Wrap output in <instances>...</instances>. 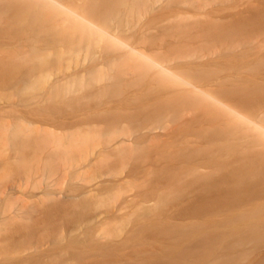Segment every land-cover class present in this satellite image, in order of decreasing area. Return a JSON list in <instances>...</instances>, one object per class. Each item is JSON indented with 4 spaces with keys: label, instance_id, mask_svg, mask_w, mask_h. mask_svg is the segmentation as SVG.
Here are the masks:
<instances>
[{
    "label": "bare ground",
    "instance_id": "obj_1",
    "mask_svg": "<svg viewBox=\"0 0 264 264\" xmlns=\"http://www.w3.org/2000/svg\"><path fill=\"white\" fill-rule=\"evenodd\" d=\"M239 2L246 6L234 16L224 13ZM210 5L219 8L204 12ZM3 23L12 33L0 36V45L11 39L24 50L1 59L9 58L14 75L18 69V77H36L25 89L54 88L66 95L85 89L84 78L91 80L90 112L74 122L69 148L61 151L69 165L61 173L73 172L76 180L73 192L41 213L43 224L54 231L51 237H64L58 225L73 232L83 223L86 237H121L130 224L139 231L142 220H157L161 214L155 207L168 201L179 209L168 221L189 223L162 227L165 223L154 219L144 238L215 234L244 242L249 237L259 254L250 264H264V0H0ZM152 29L157 34L148 36ZM113 86L120 99L105 97ZM114 109L123 110V119L114 123L108 115L104 128L101 116ZM11 127L5 122L2 136ZM14 127L21 138L34 132L22 123ZM39 132L42 143L56 140L52 146L62 147L64 134ZM134 152L142 158L129 165L126 159ZM52 160L43 162L54 177ZM43 180L35 183L41 189L37 194L24 191V179L0 191L5 202L15 199L0 209V226L32 208L23 206L27 200H58L50 191L52 181ZM100 207L114 209L113 222L95 221ZM127 208L132 219L126 226L121 213ZM194 219L203 229L191 234ZM10 229L8 223L0 234ZM22 237L35 233L26 228ZM22 242L12 243L15 248L7 252L10 258L19 256L10 264H30L34 253L43 254L44 244Z\"/></svg>",
    "mask_w": 264,
    "mask_h": 264
},
{
    "label": "rangeland",
    "instance_id": "obj_2",
    "mask_svg": "<svg viewBox=\"0 0 264 264\" xmlns=\"http://www.w3.org/2000/svg\"><path fill=\"white\" fill-rule=\"evenodd\" d=\"M225 4L227 5L231 3L229 2ZM225 4L223 6H225ZM234 4L235 6H232L233 8L230 7L226 9L227 12H225V10L224 13H230L232 15V13L234 14L236 11L241 10L246 6L241 5V2ZM223 6H221V8ZM214 7L219 8V6L210 5L206 7L207 10L204 9V12L211 11L212 9L215 10ZM185 12L189 13L191 12V10L188 8L185 10ZM228 17L231 18L228 14L226 18L227 20H225L224 18L223 19L225 21H228ZM148 18H151V15L144 17L141 21V24H145L148 21ZM224 20L223 22H225ZM5 27H7V25H5L4 23L3 25L0 24V32H2L0 33V36H3L4 34H6V36H11L12 31L10 30L12 29L10 27V29L8 27L7 29H5ZM8 29L9 31H7ZM156 34V29H152L150 31L148 30L147 33L148 36H153ZM8 42L7 44L0 45V52H2L0 53V65H4V68L3 66H0V71L10 69L8 70V72L10 71L9 77L7 76L9 75L8 72H6L7 74L4 73L5 71L0 72V191L14 187L16 183L21 184L22 179H24L28 181V183L24 186V191H29L37 194L41 189H35V183L39 180L44 181L43 178H45L46 181H52V188L50 187V191L57 195V197L55 198L58 200L49 201L46 197H42L41 201L37 199H34L33 202L27 200V202L24 203L23 206L32 208L24 209L23 211L20 210L21 217H14L13 219L9 220V222L5 221L1 223L2 225L0 226V232H2V228L4 226H7L8 223H11L10 230L12 233H10L13 236L9 237L10 233L5 234L4 232L0 234V264H10L17 257H19L13 256V258H10V256H12L13 254L8 255L7 252H9L10 249L15 248L12 243H23L22 241H25V243L44 244V246L41 247V249L44 250L43 254L40 256L34 253L30 264H234V262H236V264H250L251 261L259 256V254L256 256V251H254L257 250V248L255 247L258 246H256L254 240H252L254 242L248 240L250 239L249 237H246L247 239H245L244 242L237 237H215V234L197 237H184L183 235V237H168L171 238L169 239V241H167L168 238L166 237L144 238L145 233L151 230V228H146V225L149 224V222L151 223L152 220H156L155 217L154 219H152V217L150 216L144 221L141 219V222L144 223L140 224V219L137 220L139 223H136L137 225L140 224L143 230H145L146 228V231L141 233L143 234V240H140V225L138 226L139 231L137 230V225L135 227L137 228L136 230L138 231L139 235L135 233V237H131L133 235H131V232L134 233L133 231H135V229H133V225L135 224H130L131 222H129V227L126 224L128 223V221H131L130 219H132L130 216L132 208H127L122 211L123 213H121L122 215L125 214V216H123L121 220H124V223L127 226L126 229H128L126 231L124 228V231L126 233H124V235L122 233L121 237H86L88 225L85 223H83L79 228L74 229L73 232H68L67 228H69V226L66 224H62L61 227L58 225V230H61L64 237H51L54 231L52 227H47L45 224H43L44 218L42 217L41 213L53 203L56 204L61 202L64 197L66 198V195H69L73 192L70 190L72 189V185L76 182V180L72 179V177H74L73 172H70L68 174V177L67 173L64 171L66 173H64L66 175L65 177H68V179H66L68 181H63L64 177L60 176L61 174L64 175L63 173H61L63 172L62 166L66 163V165L69 166L68 162L64 161V158L67 155H65L61 151L62 149H64L65 145L67 146L69 143V137L71 134L70 132L73 130L75 131V129L73 128V126L75 125L74 122H77L78 119L84 118L90 112L87 109L90 108V105L92 103L88 97L90 92L87 86L91 83V80L89 77L84 78L82 80V83L85 89L66 95H62L59 90H55L54 88H51V90H46L43 93L37 92L35 90H27L25 88L31 86L36 77L32 74L22 75V73H20L21 75H19L18 77L16 76L19 74L16 73L18 69H16L14 75V67L10 66V62H8L9 58H4L5 61L1 59L2 55V58L6 56V54H8L7 56H9V54H12L14 50H24L22 46L11 44V39H8ZM6 64L7 68L9 66L10 68L5 69ZM24 66L29 65L26 64ZM1 73H4L6 75L2 76ZM56 79L57 77H52L51 80L53 81L51 82V86L54 84ZM114 89L115 87L111 88L109 90L110 92L105 97L118 98L119 92L117 89ZM9 96H13V99L11 101L6 100V98ZM117 109L119 111L121 110L120 108ZM115 110L116 109L109 111L106 114L104 113L101 116L104 121H106L104 128H106L107 121L110 120V117L114 123L119 122L120 118L121 120L123 119L121 115V112L123 110L121 112ZM108 115H110V117H108ZM106 117L108 118L106 119ZM5 122L11 123L12 127L8 131V133L5 134L6 136H2L3 124ZM19 123H22L26 126L29 125L30 128L34 129V132L28 136L21 138L20 136L15 134L16 127H14ZM172 125H174V122L171 120L170 126ZM69 127H71L70 130L68 129ZM40 130H43L45 132L48 131L54 134H64L65 138H63L62 147L60 145L57 148L52 146L54 145V142L56 140H54L52 145L42 143L41 139L38 136L41 133L39 132ZM160 131L158 130V132ZM54 138L56 139L55 136L49 138V143H51L50 141H53ZM68 148L69 147L67 146V149ZM129 155H131V158L126 159L127 164L130 162L129 165L132 164V162L139 163L140 160H136V162L135 158H142V154H137V156H135V152ZM47 157L53 158V160L51 161L52 163H50L53 166L50 164L48 165H50L52 169H54V171H57V174L54 177L50 176V172V174H48L49 169L47 170V168L45 167L46 164H44L43 162V160H45ZM49 161L50 159L48 160V162ZM65 170L67 171V169ZM101 170L102 169H100V171ZM60 179H62L63 181L62 184H60ZM54 181H57V184L59 185H54ZM138 188L140 189V191H142L143 189L141 187ZM139 189H137V191H139ZM0 197L1 210H4L5 204H15V199H11L5 202V196L2 195ZM166 204H162L157 207L154 206L156 209V213L159 211L158 209H160L161 216L159 218L157 217L158 225L165 223V225L162 226L165 227L168 225V223H170L169 225H172L173 223H177L179 225H187L186 223H189L179 220L176 222H174L173 220L169 222L168 217L172 216L173 213H179V209L173 206L168 201H166ZM105 206L109 207L107 205ZM13 211L14 210L12 209L11 212ZM112 211H114V209L101 207L98 208L95 214H99V216L95 221L101 223L102 225L103 223H109V221L113 222V218L115 219L116 217H113ZM136 217L137 216H135L134 218ZM25 218L28 220H26ZM134 220L136 221V219ZM190 222L192 223V226H190L189 231H187L191 234L192 232L194 233V230L196 228L198 230L203 229L201 224H198L199 219H194ZM142 224L145 227H143ZM26 228L32 229L33 233H35V237H22L24 234V229ZM197 229L195 230L196 232H198ZM48 235L50 237H46ZM188 235L189 234H187V236ZM237 239H240V241H237ZM258 239H261V237H258ZM132 242H134L135 244ZM134 250L135 252H139L136 253V255H133Z\"/></svg>",
    "mask_w": 264,
    "mask_h": 264
}]
</instances>
